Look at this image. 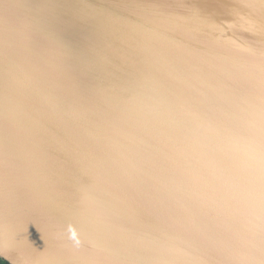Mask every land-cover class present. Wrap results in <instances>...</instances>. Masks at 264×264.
Wrapping results in <instances>:
<instances>
[{"label":"water","instance_id":"95a60500","mask_svg":"<svg viewBox=\"0 0 264 264\" xmlns=\"http://www.w3.org/2000/svg\"><path fill=\"white\" fill-rule=\"evenodd\" d=\"M0 257L264 264V0H0Z\"/></svg>","mask_w":264,"mask_h":264},{"label":"trees","instance_id":"16d2710c","mask_svg":"<svg viewBox=\"0 0 264 264\" xmlns=\"http://www.w3.org/2000/svg\"><path fill=\"white\" fill-rule=\"evenodd\" d=\"M0 264H9L6 260H4V259H2L1 257H0Z\"/></svg>","mask_w":264,"mask_h":264}]
</instances>
